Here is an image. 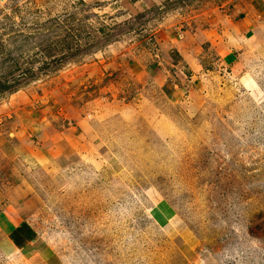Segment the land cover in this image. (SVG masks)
<instances>
[{
	"label": "rangeland",
	"instance_id": "rangeland-1",
	"mask_svg": "<svg viewBox=\"0 0 264 264\" xmlns=\"http://www.w3.org/2000/svg\"><path fill=\"white\" fill-rule=\"evenodd\" d=\"M71 123L0 264H264V0H0V146Z\"/></svg>",
	"mask_w": 264,
	"mask_h": 264
},
{
	"label": "crops",
	"instance_id": "crops-1",
	"mask_svg": "<svg viewBox=\"0 0 264 264\" xmlns=\"http://www.w3.org/2000/svg\"><path fill=\"white\" fill-rule=\"evenodd\" d=\"M75 125L57 132L42 126L28 132L25 127L23 136L0 146V239L20 243L18 249L35 243L29 229L33 194L45 182L57 185L64 167L79 154L80 133ZM19 236L26 242L21 243ZM44 250L36 246L33 255Z\"/></svg>",
	"mask_w": 264,
	"mask_h": 264
}]
</instances>
